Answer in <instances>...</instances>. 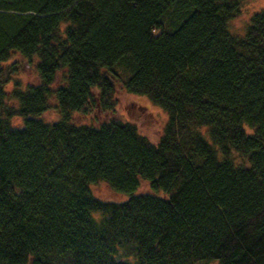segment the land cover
Masks as SVG:
<instances>
[{"label":"trees","instance_id":"trees-1","mask_svg":"<svg viewBox=\"0 0 264 264\" xmlns=\"http://www.w3.org/2000/svg\"><path fill=\"white\" fill-rule=\"evenodd\" d=\"M241 2L0 0V66L38 77L9 104L0 67V264H264V9L232 34ZM118 84L166 111L156 143Z\"/></svg>","mask_w":264,"mask_h":264},{"label":"rangeland","instance_id":"rangeland-1","mask_svg":"<svg viewBox=\"0 0 264 264\" xmlns=\"http://www.w3.org/2000/svg\"><path fill=\"white\" fill-rule=\"evenodd\" d=\"M262 9H264V0H242L239 15L232 18L228 23L230 33L243 35L252 15ZM0 67L4 70V75L7 79L4 89L7 92L6 102L9 104L15 103L9 95L16 81L22 86L38 82L35 65L16 51ZM116 100L118 115L135 123L142 134L156 143L164 132L167 123L168 115L166 111L144 95L127 92L121 88L120 84H118L116 89ZM100 117L105 118L106 116L101 113ZM42 118L47 121H53L57 118V113L51 108L42 114ZM74 118L88 121L85 116L77 114ZM11 123L15 126H21L24 120L21 117H13ZM92 190L96 196L106 200L122 201L129 197L127 192L114 190L106 181L92 184ZM147 191H151V187L149 181L145 180L140 183L137 192ZM101 214L100 211L93 212V215L97 217H100Z\"/></svg>","mask_w":264,"mask_h":264}]
</instances>
